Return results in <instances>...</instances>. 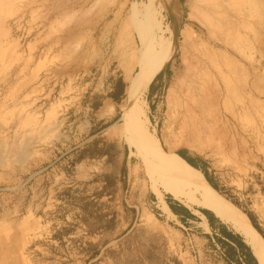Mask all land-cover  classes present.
Wrapping results in <instances>:
<instances>
[{
    "label": "rangeland",
    "instance_id": "374dc122",
    "mask_svg": "<svg viewBox=\"0 0 264 264\" xmlns=\"http://www.w3.org/2000/svg\"><path fill=\"white\" fill-rule=\"evenodd\" d=\"M154 19L174 46L141 97L158 148L127 119ZM184 180L264 243V0H0V264H222Z\"/></svg>",
    "mask_w": 264,
    "mask_h": 264
},
{
    "label": "bare ground",
    "instance_id": "6f19581e",
    "mask_svg": "<svg viewBox=\"0 0 264 264\" xmlns=\"http://www.w3.org/2000/svg\"><path fill=\"white\" fill-rule=\"evenodd\" d=\"M146 9L147 7H145L144 5L143 9L139 10L138 14L139 23L142 26L145 25V27H147V24L150 23H148L150 19L147 15L148 9ZM152 23V26L150 25L148 27L147 32L139 34L141 49L135 51L136 56L132 68H134L136 65H141L142 67H144V69L140 74H137L134 78H130L129 80L128 91L132 98V105L128 110L127 119L129 120V125L132 129H136L141 135H143L142 138H144V140L152 143L156 148H158L156 138L154 136L147 135L146 130L142 125L143 123H141L142 118L145 116L144 101L141 102V97L143 96L145 90L148 88L151 78L161 67L164 66L168 58H170L171 54H173L172 50H174V46L169 39H165L164 32L163 30H161L159 24L155 21V19L152 21ZM143 150L144 153L146 152V157L148 158L147 160L152 166L159 170H162L164 168L168 169V166H163L162 161L151 153L152 151L146 149ZM147 151L149 152V154L147 153ZM171 161L174 164H180L184 168L183 170L188 169L189 171L193 172V169L179 156H172ZM171 170L173 171V173L177 172V170H175L174 168H172ZM184 182L186 181L184 180ZM185 187L189 190V194L186 199L182 200V204L188 210H192L193 207H196L200 209L205 208L211 211L213 216L218 219L223 225L230 227L232 232H235L236 234L241 236L245 244L250 248L253 256L257 261V264H264V243L256 234L251 223L244 214L235 209L234 206H232L228 202H225L221 198H219L207 185L195 186L189 184V182H186ZM176 189L177 188H175V190ZM171 192L176 198H180L181 192H179L178 190H172Z\"/></svg>",
    "mask_w": 264,
    "mask_h": 264
},
{
    "label": "trees",
    "instance_id": "16d2710c",
    "mask_svg": "<svg viewBox=\"0 0 264 264\" xmlns=\"http://www.w3.org/2000/svg\"><path fill=\"white\" fill-rule=\"evenodd\" d=\"M178 155L191 167L198 170L215 191L218 187L215 184V177L208 173L207 164L199 157L191 158L186 152H178ZM180 211L170 206L171 212L176 215L182 223H185L184 218L195 219L193 215L184 207H178ZM206 218L209 227L213 232V237H207L210 242L209 246L218 247L222 264H257L250 248L245 244L241 236L232 232L227 226L219 222L210 212L200 211ZM214 224L218 225L217 233L214 229ZM227 227V228H226ZM216 244V246H215Z\"/></svg>",
    "mask_w": 264,
    "mask_h": 264
}]
</instances>
